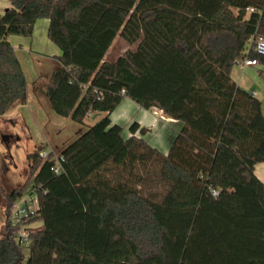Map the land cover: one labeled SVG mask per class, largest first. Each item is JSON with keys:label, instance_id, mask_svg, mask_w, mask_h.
<instances>
[{"label": "trees", "instance_id": "16d2710c", "mask_svg": "<svg viewBox=\"0 0 264 264\" xmlns=\"http://www.w3.org/2000/svg\"><path fill=\"white\" fill-rule=\"evenodd\" d=\"M8 2L0 117L28 98L9 38H31L37 21L48 20L58 67L33 85L82 133L47 159L40 144L26 155L24 184L0 187L6 216L33 187L39 210L30 221L41 223L22 246L7 221L0 264H264V183L255 175L264 113L231 77L246 59L264 68L250 48L254 35L264 37V0ZM117 36L134 49L109 61ZM124 99L179 126L166 154L138 123L130 136L111 123ZM55 156L63 157L58 175Z\"/></svg>", "mask_w": 264, "mask_h": 264}, {"label": "rangeland", "instance_id": "374dc122", "mask_svg": "<svg viewBox=\"0 0 264 264\" xmlns=\"http://www.w3.org/2000/svg\"><path fill=\"white\" fill-rule=\"evenodd\" d=\"M34 39V41L26 39L27 46L25 50H22L23 52L19 48L16 49V55L20 59L28 83L29 101L20 108L16 115H13L12 119L4 118L2 121L0 120V187L6 193L20 188L26 181L28 177L27 153L34 150L40 144L46 145V149L65 146L73 141L79 133H82L80 126L72 123L70 120L56 116L49 108L45 113L40 111L41 109L38 105H42L43 100L45 102V98L43 93L33 85V82L37 79V70L34 62L29 57L32 55L28 50L30 45H32V49L40 51L39 53L45 56H52L55 50L57 52L59 50L50 41L48 42L46 32L45 34L43 33L39 24L36 27ZM130 49H134V46L127 45L117 36L107 52L106 59L109 61L115 60ZM36 60L39 66L37 69L42 71L41 74L44 75L50 73L52 62L57 61L56 59H52L51 61V59L40 57ZM231 77L239 87L261 101L264 113V68L261 66L244 67L241 62L232 67ZM35 106L38 108V111ZM132 115H137V112L132 113ZM152 115L154 124L158 125L159 128L155 129L149 144L162 153L167 147L163 130H169L175 134L179 126H174L173 123L168 122L169 120L159 110H153ZM86 121L88 124L90 123V119L87 118ZM5 135H10L11 137L8 139ZM157 142L160 143L157 144ZM263 171L264 163L255 166L256 174ZM27 191L17 200L18 204L25 199ZM2 196L0 192V238L4 235L8 221L6 204L3 203ZM28 224V231L36 230L41 226V223L38 221H28ZM17 231H15L14 235ZM25 254L27 255L26 251Z\"/></svg>", "mask_w": 264, "mask_h": 264}, {"label": "crops", "instance_id": "0c3cea01", "mask_svg": "<svg viewBox=\"0 0 264 264\" xmlns=\"http://www.w3.org/2000/svg\"><path fill=\"white\" fill-rule=\"evenodd\" d=\"M8 7H9L8 0H0V14H2ZM38 24L41 26V29H42L43 33L45 34V32H46V36H47L48 20H39V21H37V23L35 25V28H34L33 35H32L31 38H24V37H18V36H11L9 38V41H10L12 47L14 48L15 53H16V49L17 48H19L21 50V52H23L22 50L26 49V46H27L26 45L27 44V40L26 39H30L32 41L35 40L34 39V33L36 32V27H37ZM48 42H49V40H48ZM28 51L32 55V56H29V57L34 62L35 68L37 70V73H36L37 74V78H39V77H48L51 74V72L56 67H58V62L57 61H55V62L53 61L52 64H51L50 73L49 74L47 73L48 75H44V74H41L42 71L37 69L39 66H38V61L36 60L37 58L40 57V58H46V59H49V60L51 59V61H52V59H56L59 56V54H60L59 52H57V50H55L53 52L52 56H49V55L45 56L42 53H39L40 51H36V50L32 49V45H30ZM17 58H18V56H17ZM19 61H20V59H19ZM28 101H29V93H28L27 103H28ZM22 107L23 106L19 107L17 110H15V112H12V113H10V114H8L6 116L0 117V120L2 121L4 118L5 119H10V118L12 119V117H14L13 115H16L18 113V111L20 110V108H22ZM38 107H40V109H41L40 111H43L44 113L47 112L46 110L48 109V106L46 104V101L44 102V100H43L42 105H38ZM35 108L38 111V108L36 106H35ZM153 110H157V109L152 108V109H149V110H145V109H142L141 107H139L138 105H136L131 100L124 99L121 102V104L110 114V120H111L112 124L120 125L124 129V133L127 136H130V133L128 132V127L134 122L138 123L139 127L145 128V129L148 130V132L145 135V139L150 143L151 142L150 140H152V136H153V133L155 132V129L159 128L158 125L154 124L155 122L153 121V115H152V111ZM134 112H137V115H135L136 117L134 115H132V113H134ZM93 116H89V119H93L94 118ZM167 120H169L168 122H170V123H173V124L175 123L171 119H167ZM163 132H164L163 135L165 136V139H166L167 147L164 149V151L162 153L166 154L175 134H173L169 130H163ZM5 136H7L8 139L11 137L10 135H5ZM135 136H139V134L136 133ZM159 143L160 142H157V144H159ZM255 175L258 177V179H260L264 183V171L259 173V174L255 173Z\"/></svg>", "mask_w": 264, "mask_h": 264}, {"label": "built area", "instance_id": "2783aa9c", "mask_svg": "<svg viewBox=\"0 0 264 264\" xmlns=\"http://www.w3.org/2000/svg\"><path fill=\"white\" fill-rule=\"evenodd\" d=\"M253 9H248V12H253ZM250 48L258 56L264 57V37L261 35H254L250 39ZM244 67H256L259 66L258 62L253 59H246L242 62ZM161 112V111H160ZM162 113V112H161ZM51 148L46 149L40 153L42 159H47L51 153ZM63 157H54V164L51 167V171L58 175L62 172ZM39 201L38 195L33 187L29 188L25 199L18 204L17 201L12 205L9 215L8 223L15 227L18 226L19 230L15 234V241L19 245H27L29 242V234L32 230L28 231V221L38 214Z\"/></svg>", "mask_w": 264, "mask_h": 264}, {"label": "water", "instance_id": "95a60500", "mask_svg": "<svg viewBox=\"0 0 264 264\" xmlns=\"http://www.w3.org/2000/svg\"><path fill=\"white\" fill-rule=\"evenodd\" d=\"M252 95V94H251ZM253 96V95H252Z\"/></svg>", "mask_w": 264, "mask_h": 264}]
</instances>
